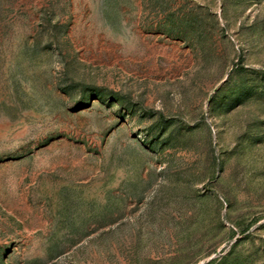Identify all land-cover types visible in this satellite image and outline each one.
I'll list each match as a JSON object with an SVG mask.
<instances>
[{
    "label": "rangeland",
    "instance_id": "rangeland-1",
    "mask_svg": "<svg viewBox=\"0 0 264 264\" xmlns=\"http://www.w3.org/2000/svg\"><path fill=\"white\" fill-rule=\"evenodd\" d=\"M0 264H264V0H0Z\"/></svg>",
    "mask_w": 264,
    "mask_h": 264
}]
</instances>
